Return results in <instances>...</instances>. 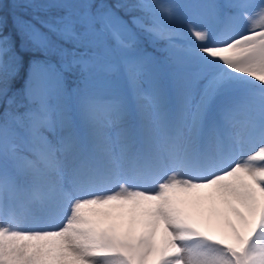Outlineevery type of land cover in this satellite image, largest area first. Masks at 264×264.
I'll return each mask as SVG.
<instances>
[{
	"label": "snow or ice",
	"instance_id": "6c2138e0",
	"mask_svg": "<svg viewBox=\"0 0 264 264\" xmlns=\"http://www.w3.org/2000/svg\"><path fill=\"white\" fill-rule=\"evenodd\" d=\"M0 264H264V0H0Z\"/></svg>",
	"mask_w": 264,
	"mask_h": 264
},
{
	"label": "rangeland",
	"instance_id": "374dc122",
	"mask_svg": "<svg viewBox=\"0 0 264 264\" xmlns=\"http://www.w3.org/2000/svg\"><path fill=\"white\" fill-rule=\"evenodd\" d=\"M7 1V3L5 4V5H7L8 3H9V0H6ZM5 1V2H6ZM158 2L161 4V5H166V4H168L169 3V0H158ZM261 2V0H251V3H253L254 5H258L259 3ZM256 9H251L250 10V12L251 11H255ZM241 30H246L247 29V27H248V22L246 21V20H243V19H241ZM117 222V224H119L120 223V221L118 220V221H116ZM115 222V223H116ZM26 227H31L32 225H25Z\"/></svg>",
	"mask_w": 264,
	"mask_h": 264
},
{
	"label": "trees",
	"instance_id": "16d2710c",
	"mask_svg": "<svg viewBox=\"0 0 264 264\" xmlns=\"http://www.w3.org/2000/svg\"><path fill=\"white\" fill-rule=\"evenodd\" d=\"M6 0H4V3L6 4L7 3V1L5 2Z\"/></svg>",
	"mask_w": 264,
	"mask_h": 264
},
{
	"label": "bare ground",
	"instance_id": "6f19581e",
	"mask_svg": "<svg viewBox=\"0 0 264 264\" xmlns=\"http://www.w3.org/2000/svg\"><path fill=\"white\" fill-rule=\"evenodd\" d=\"M116 221H118V219H117V220H115V222H116ZM116 223H117V222H116Z\"/></svg>",
	"mask_w": 264,
	"mask_h": 264
}]
</instances>
